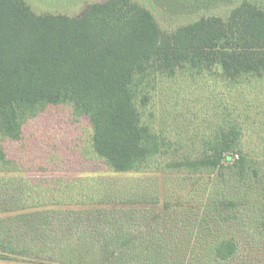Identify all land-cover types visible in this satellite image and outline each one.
I'll list each match as a JSON object with an SVG mask.
<instances>
[{"label": "trees", "instance_id": "trees-1", "mask_svg": "<svg viewBox=\"0 0 264 264\" xmlns=\"http://www.w3.org/2000/svg\"><path fill=\"white\" fill-rule=\"evenodd\" d=\"M188 2L183 15L219 4V0ZM182 70L190 80L204 75L211 82L221 79L225 87V92L220 84L210 88L216 91L209 95L210 102L219 106L222 119L203 144L200 129L193 128L190 137L198 139L190 144V166L184 170L194 173L203 170L201 167H216L225 155L235 185L249 187L233 191L238 197L227 195L207 204L202 219L206 229L209 223L208 236L200 238V246H190V264H264V246H242L236 236L210 228L211 223L219 231L223 226L251 220L254 241L264 244V158L242 156L232 161L231 156L243 154L247 128L258 133L264 127L252 121L255 103L247 91L241 92L244 84L264 82V9L249 0L227 19L202 17L179 26L171 35L160 33L153 13L132 0L92 3L79 17L38 14L25 0H0V163L6 166L4 143L21 140L30 120L50 108L68 106L75 116L89 121L93 150L110 169L116 173L143 171L163 146L160 134L145 119L153 93ZM211 73L216 77L213 81ZM250 95L256 97L255 93ZM198 142L214 149L206 166L201 164L203 157H191ZM247 147L253 150L256 146ZM248 199L249 204L245 203ZM21 202L1 210H25L10 222L19 220L31 227L22 233L1 225L0 249L6 257L33 252L20 247L30 240L38 246H50L52 232L58 234L54 235L58 243L65 245L56 256L63 264H100L83 260L91 250L98 258H106L105 264H180L178 259L187 256L186 249L181 252L177 246H147L139 238L130 239L129 233L116 236L108 230L98 236L78 231L82 235L72 244L64 230L50 229L54 221L48 220L46 211L30 212L36 206ZM177 223L190 228V216ZM82 225L74 223L76 228ZM61 227L64 224L59 223ZM92 237L98 246L84 244Z\"/></svg>", "mask_w": 264, "mask_h": 264}, {"label": "rangeland", "instance_id": "rangeland-1", "mask_svg": "<svg viewBox=\"0 0 264 264\" xmlns=\"http://www.w3.org/2000/svg\"><path fill=\"white\" fill-rule=\"evenodd\" d=\"M25 1L38 14L79 17L90 4L105 0ZM202 1L205 3V0ZM244 1L219 0V4L215 3L202 12L183 15V10L190 4L188 0H132L136 6L153 13L160 33L164 35H171L179 26L202 17L227 19ZM249 1L264 9V0ZM211 74L210 80H214L215 74ZM203 76L190 80L186 71L182 70L170 80H164L153 93L145 119L160 134L163 146L160 153L141 172L116 173L110 169L93 150L89 121L75 116L68 106L50 108L30 120L24 126L21 140L4 143L8 157L6 166L5 163H0V228L1 225H9L22 233L30 230V226L19 220L10 222V219L25 210L1 211L17 207L19 201L23 200V205L36 206L30 212L46 211L45 214L51 218L48 220L52 223L54 221L50 229L64 230L69 243L78 242L82 235L76 233L78 231L91 232L93 236L106 230L116 236L129 233L130 239L139 238L147 246H177L181 252L186 249L184 256H187H181L178 262L190 264V249L193 248L190 246H198L200 238L208 236L209 223L206 229L202 219L207 204L227 195L238 197V193L233 194V191L239 192L242 187H246L245 183L244 186L235 185L225 155L216 167H201L203 170H196L194 173L184 170L190 166V144L198 139L190 137L193 128L200 129L199 138L202 137L200 143L203 144L208 140L205 137L210 138L214 132L212 128L217 127L222 119L219 106L211 104L209 95L211 92L216 93L210 89L212 84L216 87L220 84L225 92L224 84L221 79L216 83ZM245 91L256 106L252 121L264 124V82L244 84L241 92ZM252 93L256 97L251 96ZM251 128H247L245 132L243 154H232V161L242 156L264 158V146L260 145L261 142L264 143V127L258 133ZM201 144L198 142L195 145L191 157H203L201 164L206 166L209 153H213L214 149L205 148ZM248 144L256 147L248 149ZM245 149L253 152V155L245 154ZM254 192L250 191V194ZM249 200L251 199L245 203L249 204ZM69 212H79L82 216L76 218L70 216ZM89 212L94 214L86 216ZM189 216L190 228L178 226L179 219ZM250 221L231 227L226 225L219 231L211 223L210 228L214 232H223L226 236H236L242 246H264L263 243L254 241ZM59 223L64 224V227L58 228ZM74 223L83 225L76 228ZM86 224L89 226L86 227ZM54 235L58 234L51 233L50 246H38V243H32L31 240L26 246H20L21 249H33V252L28 251L23 256L6 257L0 249V264H63L56 261V256L59 257L63 248L61 246L65 245L58 243ZM62 238L61 235V240ZM84 244L98 246L97 239L93 237L89 243ZM186 246L188 247L183 248ZM41 247L45 250H39ZM90 253L88 258L83 259L85 262L105 264L108 261L95 256L92 250Z\"/></svg>", "mask_w": 264, "mask_h": 264}]
</instances>
